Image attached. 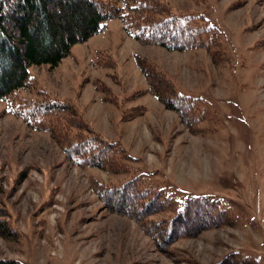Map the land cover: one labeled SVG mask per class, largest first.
Instances as JSON below:
<instances>
[{
	"label": "rangeland",
	"instance_id": "obj_1",
	"mask_svg": "<svg viewBox=\"0 0 264 264\" xmlns=\"http://www.w3.org/2000/svg\"><path fill=\"white\" fill-rule=\"evenodd\" d=\"M166 1L174 11L202 14L217 29L225 50L218 62L205 50L141 45L111 20L59 66L30 67L32 84L0 100V221L6 228L0 258L19 264H264V0ZM135 54L158 64L179 91L200 98L214 121L181 124L146 94ZM112 57L115 66L107 60ZM95 80L107 97L133 94L126 106H143L144 114L119 122ZM49 96L83 108L103 138L137 159L133 167L149 175L156 190L167 187L178 200L222 201L230 214L215 227L203 219L198 232L192 228L158 248L138 224L99 200L98 182L118 177L69 162L48 132L9 111L8 104ZM170 215L153 217L158 229L168 226Z\"/></svg>",
	"mask_w": 264,
	"mask_h": 264
},
{
	"label": "trees",
	"instance_id": "obj_2",
	"mask_svg": "<svg viewBox=\"0 0 264 264\" xmlns=\"http://www.w3.org/2000/svg\"><path fill=\"white\" fill-rule=\"evenodd\" d=\"M111 20H119L125 34L141 45L172 52L205 50L213 53V64L222 57L219 51L225 55L220 34L202 14L174 11L166 0H0V100L32 84L30 67L59 66L74 46L102 32ZM107 60L115 61L113 57ZM134 62L144 78L146 94L174 112L185 127L214 121L215 114L210 117L200 98L179 91L173 78L154 61L135 54ZM93 84L103 95L101 101L119 111V122L144 114L143 106H126L133 94L111 92L107 97L98 80ZM8 107L28 127L48 132L63 147L69 162L118 177L114 183L98 182L99 200L108 212L138 224L158 248L186 236L192 228L198 232L203 219L210 218L209 224L215 227L220 216L230 214L222 201L213 203L206 196L193 195L178 200L169 188L166 193L167 187L156 190L148 182L149 175L133 167L137 159L103 138L87 121L83 108L69 99L49 96ZM165 213L171 214L164 219L168 226L158 229L153 217ZM0 230H6L3 221ZM0 264L19 263L0 258Z\"/></svg>",
	"mask_w": 264,
	"mask_h": 264
}]
</instances>
